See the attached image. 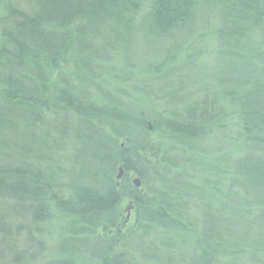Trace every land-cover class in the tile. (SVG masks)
Segmentation results:
<instances>
[{"label": "trees", "instance_id": "obj_1", "mask_svg": "<svg viewBox=\"0 0 264 264\" xmlns=\"http://www.w3.org/2000/svg\"><path fill=\"white\" fill-rule=\"evenodd\" d=\"M209 1L221 6L231 39H244L252 28L264 30V0ZM149 2L146 30L162 39H175L196 15V0ZM140 6L137 0H29L27 11H8V22L0 34V264L32 263L35 234L42 235L41 225L52 220L53 208L69 219L66 226L71 236L60 244L50 264L128 263L131 243L134 241L136 252L141 254L151 230L166 232L170 241H182L183 235L192 245L186 240L174 241L166 259L161 258L162 251L150 252L154 254L151 260L146 252L143 256L148 264H223L221 256L264 264V241L254 248L249 241L253 238L248 236L251 223H264V84H249L241 70H248L249 64L253 68L252 61L233 56L241 62L240 72L228 76L244 72V80L225 83L232 89L230 93L221 91L219 81L203 84L196 78V83L184 82L182 88L193 85L189 93H200L201 99L190 98L185 104L182 97L189 93L178 91L166 96L177 102L181 111L177 109L165 121L169 136L161 140L185 146L177 150L175 146L167 148L161 140L152 145L139 137L147 133L145 115L135 119L134 110L121 104L98 107L86 101L72 86V79L61 72L69 54L76 57V77L91 70L98 52L90 44L92 37L106 29L123 41L126 32L135 30L134 16L141 11ZM174 52L177 58L163 66L179 61V49ZM52 109L63 118L68 114L79 117L74 140L81 147L72 162L96 170L88 179L81 173L80 177L88 181L79 187L74 186L75 177L68 180L71 184L66 181L61 185L59 176L49 168L53 155L61 154L63 140L70 135L62 118L56 121L63 129L54 138L46 121ZM234 116L239 117V129L251 146V152L233 166L236 169L229 163L234 157H227V153L239 150L234 141L221 158L217 151L202 150L204 139ZM122 140L127 145L122 146ZM170 150L183 153L184 160L174 161ZM149 152L155 164L147 161ZM210 156L216 159L205 165ZM120 166L128 174L140 176L147 192L134 189L128 178L118 188L114 176ZM235 170L237 175H233ZM227 176L230 180L237 176L241 181L236 196H230L232 190H221ZM67 187L75 192L70 202L64 195ZM125 198L132 199L137 207L138 228L131 235H121L119 206ZM255 213L258 218L252 217ZM101 228L117 229L118 240L97 235ZM119 240L125 244L123 251H117ZM41 245L37 244L39 252L43 251ZM251 247L254 249L249 250Z\"/></svg>", "mask_w": 264, "mask_h": 264}, {"label": "rangeland", "instance_id": "obj_2", "mask_svg": "<svg viewBox=\"0 0 264 264\" xmlns=\"http://www.w3.org/2000/svg\"><path fill=\"white\" fill-rule=\"evenodd\" d=\"M137 1H139L141 5V11L134 16L135 30L133 32H126L123 41L116 39L113 34L108 33L110 31L106 29L100 30L98 34L94 35L96 37L87 36L89 40H91V37L93 38V42H90V44L93 45V49H97L98 51L95 54L93 68L91 70L86 69L87 71L82 72V74L76 77V70H74L76 66V57L74 54H69L66 57L65 63L61 65V72L68 76L66 78L72 79L70 80L72 86L75 87L77 93L81 92L82 96L88 99L86 101L91 103L95 102L98 107H104L108 104L111 105L110 103L117 105L121 104L126 108L134 110L135 119L145 115L147 133L143 132L141 135L139 134L140 138L148 139L153 145V143L156 144L160 141L163 136L166 138L169 136L165 121L174 116L178 109V103L171 102L166 96L171 93H178V91H180V94L184 92L189 93L194 89L192 87L193 85L189 89H183L184 82L196 83V78H198V83L203 82V84H207V81H212L214 84L219 81L221 91L230 93L232 89H230L229 86L226 87L224 84H234V81H236V83L243 82V74L246 72L245 76L249 78H246L249 84H264V30H261V28H252L247 32L248 36L242 40L231 39L232 34L229 35V33H231L230 29L222 20L221 6L219 4H212L209 0H196V15L193 23L178 32L175 35V39L165 37L162 39L149 35V32L146 30V18L150 11L149 0ZM28 5L29 0H0V34L8 22L6 18L8 11L11 9L27 11ZM73 27L74 26L70 28ZM175 48L179 49V61L168 67L163 66L165 63L171 62V60L174 61L177 58L174 52ZM236 55L246 57V61H252L254 67L251 68L249 64L248 70L247 67L244 68V70L241 68L244 72H242V75L238 76L237 74L240 72L239 65H241V62L238 61L237 57H233ZM168 56L169 59H167ZM193 57H196V59ZM229 73L237 74L228 76ZM218 74H220V76L217 79ZM69 75L72 77H69ZM236 75L238 77H236ZM233 88H238V85H234ZM191 93H189V96L182 97V99H184L183 103H189L191 101L190 98H202L200 93L197 95L196 93ZM227 102L229 103V101ZM179 110L180 109H178V111ZM62 118L63 116L59 115L56 109H52L50 113H47L46 121L49 125L48 128L50 127L49 130L54 134V138L58 137V132L63 129V126L57 123V121H61ZM66 121L68 123L66 127L70 129H68L70 131L69 139L63 140L65 142L64 149L61 154L53 155L54 157L52 158L49 168L51 167L59 176L58 181L61 185L75 177L78 180L75 181L74 186L79 187L82 184L84 185V183L88 181L86 178L88 179L89 176L95 174L96 170L92 166L84 163L73 165L72 161L74 157L79 155L77 149L81 147L78 142L75 144L74 140V134L76 132V128L74 127H78L79 117L76 114H68L67 118H63V122L66 123ZM232 141L240 146L239 150H236V152L227 153V157H234V160L229 161L230 167L236 169V167H233L237 164L236 162L241 160L242 156L251 152V146L246 143L247 137L244 132L239 129V117L234 116L233 118H227L225 127L220 130H214V133H211L207 139H204L202 150L217 151L218 153L216 155L221 158L224 150L231 145ZM121 142L122 146L127 145L125 140ZM160 142H165L167 148L175 146L176 149L174 150L185 147L182 143L179 144L176 143V141L171 142L167 139L161 140ZM185 151H189V149H185ZM172 152L173 150H170V156L176 159L174 161L182 162V160H184L185 156L183 153L176 151V153ZM145 157L150 164L156 163L151 152L145 155ZM214 159H216L215 156L208 157L205 165L213 163ZM120 168L123 169L124 173L119 179ZM119 169L114 176L118 188H120L128 178L134 189L139 190L141 194L147 192V187L144 185L140 176L133 172L128 174L124 171L123 166H120ZM237 171L238 170H235L233 172L235 174L233 175H237ZM81 173L85 174V179L80 177ZM60 177L62 179H60ZM136 180L141 181L139 188L135 186ZM69 181L68 184H71ZM223 183L224 185L221 190L227 193L229 190H232L229 193L230 196H236V189L240 188L237 184L241 183L239 178L235 176V180H230L229 176H227L223 180ZM64 195L67 199L66 202H70L75 192L67 187ZM251 198L252 196H249V200ZM252 200L254 199L252 198ZM131 205L133 209L128 213L127 209ZM238 208L243 209L242 206H238ZM119 210L121 214V223L123 224L121 235H125L126 233L130 235L131 233L134 234L138 228L136 224L137 207L134 201L125 198L121 202ZM253 211L255 212L256 210ZM51 216L52 220H50V222L41 225L43 231L42 235L38 233L35 234L36 243L31 247V256L34 257V259L32 263L29 264L52 263L56 256L54 252H57L60 244L71 236L68 232L69 228L66 226L67 223L70 222L69 219L59 214L54 208ZM256 216H259V214L255 213L252 217L258 218ZM126 220L127 223L124 224ZM248 223L250 222L248 221ZM251 224L253 227L249 229L248 236L253 238L249 241L255 248L258 247L257 244H259V242L264 241V223L263 225L262 222ZM150 232L151 233L145 237L143 245L141 246V254L140 252L139 254L136 252V244L134 241L131 243V251L128 253L129 262L125 264H148L146 258L151 260L154 254L150 252H155L156 250L162 251L161 258L166 259V256L171 254L169 250L175 245V242L181 243L186 240L192 245V240H187L183 235L181 236L182 241L176 240L175 238H172L170 241L168 235L164 231L151 230ZM246 232L245 230V234H247ZM97 235L104 239L118 240L117 229L104 231L101 228L98 230ZM38 243L42 244V252L37 251ZM118 243L117 251H123L124 242L119 240ZM190 244L186 245L190 246ZM254 248L251 247L249 250ZM146 252H148V254L145 258L143 254ZM164 252H168L167 255ZM176 260L177 259H175V261ZM162 261L165 262L164 260ZM220 261L223 264H253L251 260L247 261L246 259L244 260V258H241V260L238 258L236 260H230L223 256L220 257Z\"/></svg>", "mask_w": 264, "mask_h": 264}, {"label": "water", "instance_id": "obj_3", "mask_svg": "<svg viewBox=\"0 0 264 264\" xmlns=\"http://www.w3.org/2000/svg\"><path fill=\"white\" fill-rule=\"evenodd\" d=\"M119 171H120V175H119V179L122 177V175H123V169L122 168H120L119 169ZM140 185H141V181H139V180H136L135 181V186L137 187V188H139L140 187ZM133 209V206L131 205L128 209H127V212L128 213H130V211ZM128 220V219H127ZM127 220L124 222V224H126L127 223Z\"/></svg>", "mask_w": 264, "mask_h": 264}, {"label": "bare ground", "instance_id": "obj_4", "mask_svg": "<svg viewBox=\"0 0 264 264\" xmlns=\"http://www.w3.org/2000/svg\"><path fill=\"white\" fill-rule=\"evenodd\" d=\"M133 201V200H132Z\"/></svg>", "mask_w": 264, "mask_h": 264}]
</instances>
